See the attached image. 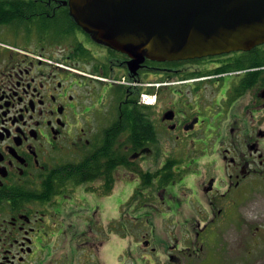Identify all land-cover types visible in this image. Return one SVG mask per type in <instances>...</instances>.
<instances>
[{"label": "flooded vegetation", "instance_id": "obj_1", "mask_svg": "<svg viewBox=\"0 0 264 264\" xmlns=\"http://www.w3.org/2000/svg\"><path fill=\"white\" fill-rule=\"evenodd\" d=\"M69 13L68 0H0V264H108L117 241L131 243L124 260L183 264L219 247L264 196V43L135 67L81 28L68 35ZM117 152L159 175L120 182ZM90 164L91 181L69 180ZM154 219L187 236L162 254Z\"/></svg>", "mask_w": 264, "mask_h": 264}, {"label": "water", "instance_id": "obj_2", "mask_svg": "<svg viewBox=\"0 0 264 264\" xmlns=\"http://www.w3.org/2000/svg\"><path fill=\"white\" fill-rule=\"evenodd\" d=\"M94 40L132 57L136 67L201 58L264 43V0H69Z\"/></svg>", "mask_w": 264, "mask_h": 264}, {"label": "rangeland", "instance_id": "obj_3", "mask_svg": "<svg viewBox=\"0 0 264 264\" xmlns=\"http://www.w3.org/2000/svg\"><path fill=\"white\" fill-rule=\"evenodd\" d=\"M153 166L154 165H151L149 167L144 166L143 170L150 171V169H156V167ZM125 175H127L128 177L127 171L118 169V178L120 179V182H125V178H127L125 177ZM120 188L122 189V194L117 193L113 200V204L115 205V207H118V209L121 207V205H123L125 201V190L123 191V188H125V184H120L119 189ZM189 190L194 192L196 191V188L194 189L193 187L189 186ZM165 206H167V204L163 205V207ZM242 213L247 225H243V228L239 226L238 229L235 224L229 225L227 229L222 232V237L220 240L221 243L219 247H217L218 242L215 241L210 248H206L204 252L201 253L199 258L184 260L183 264H201V261L203 258H205V256L206 262L208 264H220L218 255H220L223 264L238 263L240 258H245L246 261L244 262V264H264V228L261 227V225L264 224V196L260 193H254L242 206ZM187 217H191L190 214H179L176 218L171 219L173 221H177L179 219L183 221ZM232 218L235 219L236 216L234 215L232 216ZM154 220V229L160 236L158 242L160 243V245L158 246V248L162 254L166 251L167 244H171L170 234H174V237L175 235H177L179 239L187 236L185 230H179V227L181 226L169 224V222L161 219ZM167 224L169 225V227H167ZM257 227H261L259 228V231H257ZM255 233L257 234V236ZM253 239H256V241L258 242H253ZM161 241H163V244ZM130 245L131 243H129V241H126V244L122 245V248L119 249V241H117L115 244H112V257L111 260H109L108 264H150L148 261L147 263H140L135 259L129 257H127L125 261L120 262L122 258H119V256L122 254V252L125 253V248L130 247ZM141 247L143 246L141 245ZM164 262L165 259L163 256L161 259L157 260L156 264H163Z\"/></svg>", "mask_w": 264, "mask_h": 264}, {"label": "trees", "instance_id": "obj_4", "mask_svg": "<svg viewBox=\"0 0 264 264\" xmlns=\"http://www.w3.org/2000/svg\"><path fill=\"white\" fill-rule=\"evenodd\" d=\"M76 29H77L76 23L74 22L72 17L70 15H68L67 26H66L67 34L68 35L73 34L74 30L76 31ZM122 154H124V153H122ZM122 154L117 153V159H116L117 164H118V161H120L121 159L123 160L125 158L124 156H122ZM92 166H93V164L92 165L90 164L89 166H87L85 168V171H82L81 166L75 165L74 167H70L68 174H67L69 180H71L72 182H74L76 184H80L83 181L90 180L93 176V175L90 176V172H92L94 170ZM117 166H119V165H117ZM154 176H155V174L149 175L147 178L144 179V183L147 185H151ZM245 261H246L245 258H240L238 263L244 264ZM238 263H235V264H238ZM202 264H208V263L206 262V263H202Z\"/></svg>", "mask_w": 264, "mask_h": 264}]
</instances>
